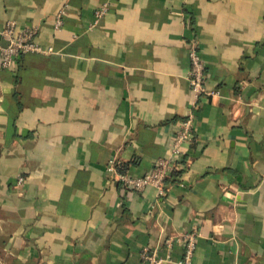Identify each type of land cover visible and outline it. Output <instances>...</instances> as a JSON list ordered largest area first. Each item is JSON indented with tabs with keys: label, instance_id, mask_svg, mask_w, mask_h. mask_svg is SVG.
<instances>
[{
	"label": "crops",
	"instance_id": "obj_1",
	"mask_svg": "<svg viewBox=\"0 0 264 264\" xmlns=\"http://www.w3.org/2000/svg\"><path fill=\"white\" fill-rule=\"evenodd\" d=\"M9 20L53 52L0 68V264H151L197 225L192 264H264V0H0ZM193 34L213 94L189 164L163 196L125 191L110 160L147 172L191 106Z\"/></svg>",
	"mask_w": 264,
	"mask_h": 264
},
{
	"label": "built area",
	"instance_id": "obj_2",
	"mask_svg": "<svg viewBox=\"0 0 264 264\" xmlns=\"http://www.w3.org/2000/svg\"><path fill=\"white\" fill-rule=\"evenodd\" d=\"M107 9V4L102 5L96 11V19L98 20L103 16ZM62 12L63 10H60L56 15L57 28L63 24ZM37 33V26L18 28L15 20H9L0 31L1 37L6 40L5 44L0 45V68L11 67L16 62L17 57L22 54L53 52L52 47L44 46L36 40ZM188 49L190 68L187 78L192 90V101L185 117L175 125L171 133L170 154L167 157H159L155 164L141 175H132L128 172L119 171L113 159L108 163V178L110 180H118L125 191L134 190L141 192L152 186L157 189L160 196H163L167 192V180L176 178L189 164L186 146L196 137L194 128L196 121L195 109L204 95H211L213 92L209 91L207 87V66L201 54L200 41L197 35L193 34L188 37ZM24 183L25 176L19 173L15 181V187L21 188ZM176 184H181V181L176 182ZM202 235L201 227L197 225L186 231H179L169 235L164 241V247L167 251L166 255H162L156 249L153 250L149 247L144 248L141 255L151 264H165L167 262L192 264L198 238ZM176 243H180L184 248L183 256L177 260L170 255V251Z\"/></svg>",
	"mask_w": 264,
	"mask_h": 264
}]
</instances>
